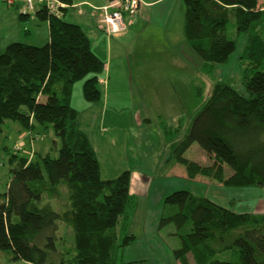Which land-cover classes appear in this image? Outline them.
Wrapping results in <instances>:
<instances>
[{"label": "trees", "instance_id": "1", "mask_svg": "<svg viewBox=\"0 0 264 264\" xmlns=\"http://www.w3.org/2000/svg\"><path fill=\"white\" fill-rule=\"evenodd\" d=\"M61 2V14L36 6V14L49 23L47 42L14 41L0 48V133L7 120L32 133L38 124L52 125L62 142L58 157L47 154L34 160L12 154L13 175L0 192V250L31 264H120L122 247L135 239L128 230L137 197L129 169L114 178L102 176L98 154L81 128L80 112L72 104L75 83L85 78L84 97L100 101L106 61L94 51L83 27L64 16L73 0ZM18 3L24 6L20 17L30 15L24 2ZM184 3L186 38L204 64L226 63L236 50L237 40L228 36L233 15L237 32L247 34L243 58L252 74L245 77L249 96L228 83L214 85L176 146L177 159L191 178L203 174L227 185L263 186L264 0ZM194 142L211 164L185 157ZM22 144L14 150L20 151ZM61 184L67 199L56 210L44 196L59 199ZM165 205L170 211L161 225L177 226L181 246L175 256L180 264H191L189 254L196 264H264V214L236 212L187 189L166 196ZM61 222L74 231L71 245L60 234Z\"/></svg>", "mask_w": 264, "mask_h": 264}, {"label": "rangeland", "instance_id": "2", "mask_svg": "<svg viewBox=\"0 0 264 264\" xmlns=\"http://www.w3.org/2000/svg\"><path fill=\"white\" fill-rule=\"evenodd\" d=\"M148 1L151 0H142L137 14L126 15L127 33L101 30L102 6L81 5L79 9L87 12L85 15H80L79 9H69L67 18L81 22L95 51L108 63L101 76L105 81L99 83L103 99L92 102L84 97L83 78L75 83L72 104L79 110L81 128L97 151L102 176L114 178L126 169L131 171V190L137 201L130 209L128 233L135 239L122 247L118 262L180 264L175 256V250L181 246L177 226L173 222L161 225L162 217L170 211L165 198L174 191L187 189L236 212L264 214V185H227L203 174L191 178L176 155V146L209 99L214 85L228 83L249 96L245 77L252 74V69L243 58L247 34L237 32L233 15L228 36L237 40V48L228 62L209 67L186 38L184 0H162L155 6L148 5ZM2 8L18 12L24 6L2 2ZM95 11L98 18L93 15ZM37 22L35 10L30 11L28 19L18 13H5L0 19L1 50L6 48L8 37L18 30L17 24L22 33L19 39L43 45L45 24L38 26ZM27 27L30 33H26ZM35 134L41 136L36 135L37 138ZM21 143V150L15 151L14 146ZM61 145L52 125L38 124L33 137L29 135L22 140L19 132L6 133L4 127V133H0V192L7 189L12 178L16 165V161L11 162L13 153L34 160L47 154L58 157ZM184 155L200 164H211L198 142ZM64 186L60 185L59 199L45 195L44 202H50L58 210L67 199ZM60 225L61 236L71 245L73 229L64 222ZM11 257L10 251L0 250L1 264H31ZM189 258L191 264H196L192 254Z\"/></svg>", "mask_w": 264, "mask_h": 264}, {"label": "built area", "instance_id": "3", "mask_svg": "<svg viewBox=\"0 0 264 264\" xmlns=\"http://www.w3.org/2000/svg\"><path fill=\"white\" fill-rule=\"evenodd\" d=\"M18 0H0L8 4H15ZM23 1L27 10H36V6H46L51 12L62 13L64 3L61 0H19ZM143 6L142 0H111L101 7L103 18L100 26L109 32H118L125 29V16L137 14ZM19 148V147H18Z\"/></svg>", "mask_w": 264, "mask_h": 264}, {"label": "crops", "instance_id": "4", "mask_svg": "<svg viewBox=\"0 0 264 264\" xmlns=\"http://www.w3.org/2000/svg\"><path fill=\"white\" fill-rule=\"evenodd\" d=\"M160 1H162V0H151L150 2L148 1L147 2V4L148 5H153V6H155L156 4H158V2H160ZM108 3V0H95V2L94 1H92V0H73V2H72V4L66 9V12H65V17H66V19H68L67 18V16L69 15V9L70 8H76V9H79L80 8V6L81 5H89V6H91V7H93V8H95V7H101V6H103V5H106ZM18 6V5H17ZM17 6H14V7H17ZM24 10V9H23ZM79 12H80V15H85V14H87V12H83L81 9H79ZM5 13H9V15H11V14H13V13H18V15H19V17H20V14L22 13V10H20V11H15V10H13V9H7V8H2V9H0V19H2L3 17H4V14ZM91 15H92V13H91ZM93 15L96 17V18H98V12H94L93 13ZM161 17H163V16H161ZM21 18H23V19H28L29 18V15L28 16H25V17H21ZM36 18H37V24L36 25H38V26H43V24H45V31H44V34H43V36L41 37V39L42 40H44L43 42H47L48 40H49V38H50V28H49V23H48V21H43V20H41L40 19V17L36 14ZM36 20V19H35ZM68 20H70V21H73V20H71V19H68ZM126 20H127V18H126V16H125V25H126ZM129 21H131V19L129 20ZM73 22H76V23H79L80 25H81V22L80 21H73ZM17 26H18V30H16V32H14V33H12L11 34V36L10 37H8V39H7V45L9 44V43H11V42H14V41H23L22 39H19L20 37H19V34H22L21 32H20V28H21V26L19 25V24H17ZM82 26V25H81ZM83 27V26H82ZM100 28L101 29H104V28H102L101 26H100ZM84 29V28H83ZM85 30V29H84ZM31 32V30L27 27L26 28V33H30ZM86 32V31H85ZM119 32H124V33H127L128 32V27H127V25H126V27H125V29L124 30H122V31H118V33ZM87 33V32H86ZM87 35H88V33H87ZM89 36V35H88ZM89 38H90V36H89ZM91 39V38H90ZM92 41V40H91ZM23 42H27V43H31V44H38V43H34V42H31V41H23ZM93 45V44H92ZM93 47V46H92ZM93 49H94V47H93ZM94 51H95V49H94ZM96 52V51H95ZM100 57H102L105 61H106V69H107V65H108V63H107V60L105 59V57H103L100 53H98V52H96ZM108 54H110V53H108ZM107 56V55H106ZM104 74V73H103ZM102 76V75H101ZM102 99H103V95H102ZM101 99V100H102ZM100 100V101H101ZM5 127H6V133H12L13 131H17V132H19V134H20V140H22V139H24V138H26V137H28L29 135H32V137H33V133H32V131H27V133L25 132V129H23L22 127H21V125L19 124V122H16V121H6V124H5ZM3 133H4V130H3ZM87 133V132H86ZM41 135H39L38 137H40ZM89 136V135H88ZM37 137V138H38ZM90 137V136H89ZM91 139V138H90ZM91 142H92V140H91ZM93 144V143H92ZM94 146V145H93ZM95 148V147H94ZM96 150V149H95ZM97 152V151H96ZM99 158V157H98ZM100 160V159H99ZM100 164H101V162H100ZM101 169H102V167H101ZM133 193H135L133 190H131Z\"/></svg>", "mask_w": 264, "mask_h": 264}, {"label": "bare ground", "instance_id": "5", "mask_svg": "<svg viewBox=\"0 0 264 264\" xmlns=\"http://www.w3.org/2000/svg\"><path fill=\"white\" fill-rule=\"evenodd\" d=\"M20 2V1H19ZM17 3H18V1H17ZM68 4V3H67ZM71 4V3H70ZM18 5V4H17ZM40 7H42V6H40ZM65 8V7H64ZM48 10V9H47ZM62 10H63V8H62ZM65 10V9H64ZM100 10V9H99ZM64 12H66V11H64ZM63 13V12H62ZM66 15V14H65ZM64 15V16H65ZM98 21V20H97ZM102 30V29H101Z\"/></svg>", "mask_w": 264, "mask_h": 264}]
</instances>
